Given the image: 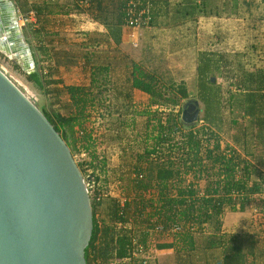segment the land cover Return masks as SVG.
Segmentation results:
<instances>
[{
  "label": "crops",
  "instance_id": "obj_1",
  "mask_svg": "<svg viewBox=\"0 0 264 264\" xmlns=\"http://www.w3.org/2000/svg\"><path fill=\"white\" fill-rule=\"evenodd\" d=\"M147 1L150 21L140 30L124 26L125 0L12 1L32 56L39 67L48 64L50 71H55L46 76L45 94L57 102L56 110L65 112L62 107L68 101L66 86H88L91 68L110 69L105 114L95 121L99 136L102 134L105 139L100 144L107 166L101 175L103 183L107 182L105 186L119 182L125 187L132 178L131 155L141 151L132 140L144 134L147 113L165 111L157 105L150 106V96L131 88L133 62L150 71L168 72V79L183 83L188 97L196 95L198 100L197 70L206 60L211 70L233 72L231 76L220 75L215 81L222 92L231 90L233 94L236 93L232 86L239 83L240 71L255 72L264 67L263 0ZM245 94H251V99L241 103L248 105V114L243 109L216 112L217 121L211 128L227 141L232 120L248 125L251 136H264V82H258ZM257 95L262 98L257 99ZM260 125L262 130L257 131ZM110 201L103 200L95 212L99 225L108 222ZM221 220L224 238H264V218L256 217L252 206L244 212L225 211ZM206 234L197 236L192 264H220L221 258L213 259L220 251L204 249ZM174 257L173 249H161L156 262L175 264Z\"/></svg>",
  "mask_w": 264,
  "mask_h": 264
},
{
  "label": "trees",
  "instance_id": "obj_2",
  "mask_svg": "<svg viewBox=\"0 0 264 264\" xmlns=\"http://www.w3.org/2000/svg\"><path fill=\"white\" fill-rule=\"evenodd\" d=\"M33 59L35 67L32 73L25 74L20 67L19 70L28 83L37 90L45 91L46 76L34 55ZM208 64L206 60L197 70L198 97L203 104L200 120L203 122L196 128L185 125L176 110L188 97L185 86L175 84L171 79L165 81L164 74L132 63L129 76L131 88L150 96V106L157 105L165 111L146 114L144 135L147 137L142 139L141 151L131 155L134 161L132 175L142 173L143 179L131 178L127 183L132 196L130 203L124 206L123 221L131 217L137 232L146 228L155 216L166 227L177 226L179 230L176 233L164 232L155 236L158 250L173 249L175 264H192L191 254L198 247L197 236L205 232L204 249L220 251L219 258L213 257L221 258L220 264H258L259 261L264 262V238L253 235L247 240V236L224 238L221 235V218L225 211L244 212L250 206H253L256 217L264 218V136H251L248 125L232 120L227 141L211 127L216 124V112L222 109L230 113L243 109L248 114V105L242 104L251 99V94L245 93L255 88L258 82H264V67L255 72L240 71L239 83L232 86L236 93L233 94L231 90L222 92L217 83L211 81L215 74L226 77L233 72L211 70ZM109 85V68H91L88 86L65 87L68 97L62 107L65 112L40 110L73 157L76 154L87 156L77 166L96 186L90 195L93 230L85 249L86 264L105 263L115 250L118 256H123L127 243L125 236L118 237L112 228V222L120 220L114 200L110 201L108 222H101L98 226L95 219V212L102 202H96L94 198L104 190H101L103 187L98 188V182L106 163L103 155L95 153L93 145H96V140L88 125L93 110L98 113L99 119H103L99 112L103 108L106 110L105 97ZM256 98L262 97L257 95ZM250 107L255 109V105ZM262 127L258 126L257 131H261ZM100 137L104 136L101 134ZM148 139L152 142L148 143Z\"/></svg>",
  "mask_w": 264,
  "mask_h": 264
},
{
  "label": "water",
  "instance_id": "obj_3",
  "mask_svg": "<svg viewBox=\"0 0 264 264\" xmlns=\"http://www.w3.org/2000/svg\"><path fill=\"white\" fill-rule=\"evenodd\" d=\"M0 52L33 72L9 0H0ZM198 119V102L185 103L181 121ZM86 181L64 140L0 69V264H86L93 230Z\"/></svg>",
  "mask_w": 264,
  "mask_h": 264
},
{
  "label": "built area",
  "instance_id": "obj_4",
  "mask_svg": "<svg viewBox=\"0 0 264 264\" xmlns=\"http://www.w3.org/2000/svg\"><path fill=\"white\" fill-rule=\"evenodd\" d=\"M9 1L12 2L13 0ZM149 14L150 5L147 0H125L123 8V23L125 27L133 30L142 29L149 24ZM132 44H135V42ZM132 178L142 180L143 174L141 173L137 176L132 175ZM86 186L89 196L92 195L94 185L90 183V178L86 183ZM110 189V186H108L107 191L105 189V191H102L94 199L96 202H102L104 199L108 198L115 201L117 214L120 220L117 219L112 222V228L118 234V237L125 236L127 243L124 247L125 253L123 256H118L117 250H115L112 257L107 262L98 264H155L158 252V249L156 248L155 236L164 234V232L176 233L179 228L175 225L166 227L161 224L158 217L155 216L149 220V225L146 228L137 232L134 229L131 217H128L125 221H123L125 218L124 206L127 203H130L131 196L125 195L123 192H120V195H116L113 194V191Z\"/></svg>",
  "mask_w": 264,
  "mask_h": 264
},
{
  "label": "rangeland",
  "instance_id": "obj_5",
  "mask_svg": "<svg viewBox=\"0 0 264 264\" xmlns=\"http://www.w3.org/2000/svg\"><path fill=\"white\" fill-rule=\"evenodd\" d=\"M20 28H21V31L22 33H24V28L22 26V24H20ZM15 58H9L7 57L5 54H3L2 52H0V69L7 75V77H9L18 87H20V89L25 93V95L36 105V107L39 109V110H42V109H46L48 111H51V110H56L57 108L55 107V105H57V102L55 103V101L51 100V98L48 96H46L45 94V91H40V90H37L35 87H33L32 84L28 83L25 79V76L23 74H21V71L19 70V62L17 59ZM47 65V66H46ZM51 67V66H50ZM48 66V64H44V65H41V71L43 72V74L45 76H48L49 73H53L55 71H50L51 68ZM21 69V67H20ZM162 73V72H160ZM164 76H162L165 81H168V72H163ZM214 81H217V78H220V75L219 74H215L214 75ZM183 84V83H182ZM198 101L199 103V119L196 123L193 124V126H196V128H199L201 125H202V122L200 121L201 117H202V109H203V104L202 102H200V100H198L197 96L194 95V96H190V97H187L185 100H183L180 104H179V107H177V111L180 112V115H181V112H182V107L184 106L185 103H187L188 101ZM96 111L93 110L92 111V118L90 119V125H88V128L89 130L92 128L93 130V138L96 140V145H93L95 146V153L98 154L99 156L102 155L101 153V147H100V144L103 143V140L105 141L104 138L100 137L99 138V134H98V131L95 127V124H96V118H98V113L95 114ZM104 113V108L101 110V112H99V114H102ZM137 117H141V115L139 114H135ZM126 140H132L130 139V137L128 136H124ZM144 137H147L146 135L142 134L140 136H137L136 139L134 138L132 141L135 143L134 146H137L138 149H142V139ZM99 138V139H98ZM102 140V141H101ZM148 143H151L152 140L148 139ZM100 142V143H99ZM99 143V144H98ZM97 147V148H96ZM94 148V147H93ZM76 164L78 163H82L84 162V160L87 159V156L86 155H82V154H76V156L73 157ZM107 166L105 165V168ZM105 173V172H104ZM87 174V173H86ZM103 174V173H102ZM84 178L85 175L82 174ZM88 181H86L87 183ZM99 184V187L98 188H101L103 187L101 190H103L104 188L106 189V191L108 190V185L105 186L107 184V182L104 181L103 183V180L100 179V181L98 182ZM123 184L119 183V182H116V183H112V185L110 184V190L113 191L112 193L113 194H116V195H120V192L122 193H127L125 195H128L129 196H132V194H130L128 191V186H127V182H125V187L122 186ZM96 188V186H94V189ZM105 189L103 191H105ZM127 190V191H126ZM105 200V199H104ZM253 208V206H252ZM254 209V208H253ZM255 212V211H254ZM97 225H98V221H97ZM99 226V225H98Z\"/></svg>",
  "mask_w": 264,
  "mask_h": 264
},
{
  "label": "bare ground",
  "instance_id": "obj_6",
  "mask_svg": "<svg viewBox=\"0 0 264 264\" xmlns=\"http://www.w3.org/2000/svg\"><path fill=\"white\" fill-rule=\"evenodd\" d=\"M6 56H7V55H6ZM7 57H9V58H12V57H13V58H15V59H16V57H15L14 55L7 56ZM15 59H14V60H15Z\"/></svg>",
  "mask_w": 264,
  "mask_h": 264
},
{
  "label": "flooded vegetation",
  "instance_id": "obj_7",
  "mask_svg": "<svg viewBox=\"0 0 264 264\" xmlns=\"http://www.w3.org/2000/svg\"><path fill=\"white\" fill-rule=\"evenodd\" d=\"M189 112H190V114H192L193 113V109H191Z\"/></svg>",
  "mask_w": 264,
  "mask_h": 264
}]
</instances>
